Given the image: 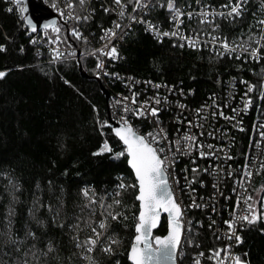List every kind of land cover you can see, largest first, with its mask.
Instances as JSON below:
<instances>
[{
    "label": "trees",
    "instance_id": "trees-1",
    "mask_svg": "<svg viewBox=\"0 0 264 264\" xmlns=\"http://www.w3.org/2000/svg\"><path fill=\"white\" fill-rule=\"evenodd\" d=\"M53 1L47 0V5ZM125 1L126 19L130 15L138 16L141 9L136 8L135 0ZM69 2L76 15L82 13L89 17L79 26L95 41L100 39L104 27H114L115 14L104 9L109 4L114 5L115 0H85L83 5L80 0ZM167 2L151 0L147 12H141L143 20L164 30L172 29L174 13L167 8ZM228 3L229 0H199V3L197 0H174L175 7L180 10L184 6L196 8L211 4L225 9L223 6ZM9 7L13 10L8 11ZM20 7L23 8V3ZM261 15L259 1L248 0L240 17L217 15L201 23L203 19L194 16L185 19L179 30L186 34L214 32L237 45L251 43L255 46L249 36L259 37L261 28L254 22L260 20ZM130 21L128 27L124 24L120 30L123 39L115 42L120 57L114 65H108L109 75L97 76L100 70L96 55L88 47L82 49L80 60L83 71L88 75L84 76L77 57L54 60L46 51L32 44L33 32L26 24L24 14L11 0H0V44L4 45L0 50V71L6 73L0 78V264H24L25 260L28 264H85L84 256L80 255L82 249L75 247L73 236L77 231L73 226H79L78 235L82 242L92 235L88 225L100 230L99 221L109 211L121 215L115 220L108 217V228L93 256L98 264H132L127 257L135 235L134 216L138 214V201L132 188L120 190L118 185L121 180L126 185L135 183L134 174L127 164L126 155L119 159L113 157V153L123 151L124 146L110 124L104 126L103 134L99 126L111 114V95L125 89L123 79L110 77L115 71L143 81H153L169 93L165 94L169 98L161 103L158 112L162 126L169 132L176 127L175 113L182 115L177 104L182 102L186 107L199 108L213 97L224 102L230 89L241 96L247 91L248 82H252L256 87L250 110L242 117L243 130L232 131L228 154L230 162L242 168V174L231 172L228 175L226 172L221 177V189L212 190L220 199H225V193L228 196V201L220 204L224 214L227 203L232 207L229 209L234 210L235 207L238 212L235 200L239 195L233 192V187L244 183V166L252 163L256 156L248 188L257 210L263 213L264 199L257 198L264 197V169L260 168L264 163V153L257 150L256 144L260 142V124L264 121V98L260 95L264 90L261 88L264 83V48H261L259 60L235 51L220 56L217 48H193L178 39H160L143 23ZM79 26L72 23L68 28L71 31ZM245 56L249 58L245 59ZM102 85L109 92L108 100ZM134 120L142 126L148 123L142 117ZM217 125L216 120L215 125L211 124L214 128ZM132 126L142 132L136 123ZM105 140L112 152L93 155ZM190 172L192 177L196 176L197 172L191 168ZM237 180L242 182L235 184ZM85 188L89 190L87 197L82 191ZM93 195L95 203L90 202ZM114 199H120L121 204L113 205L111 209L101 207L99 203L102 200L105 205L112 204ZM190 213L193 244H186L179 264H191L192 254L200 249L209 255L210 249H223L228 242V239L217 238L208 224L198 226L200 219L205 220L201 214L204 211L194 208ZM9 220L11 230L18 238L16 244L4 242L2 233L9 228ZM37 220L43 224H38ZM262 229L264 219L252 225L245 224L240 231L242 243L235 242L236 254L248 264H264ZM167 230V217L163 216L154 235H163ZM29 231L35 236H28ZM109 237L119 241L113 245L111 255L100 250L111 242ZM49 241L55 250L43 255L48 251Z\"/></svg>",
    "mask_w": 264,
    "mask_h": 264
},
{
    "label": "snow or ice",
    "instance_id": "snow-or-ice-1",
    "mask_svg": "<svg viewBox=\"0 0 264 264\" xmlns=\"http://www.w3.org/2000/svg\"><path fill=\"white\" fill-rule=\"evenodd\" d=\"M23 0H11V3L15 5L18 11L21 14L28 11L27 7L21 8L20 5ZM81 4L83 5L85 0H80ZM117 5H121V0H115ZM32 3V13L31 16H25V20L30 25L33 31L37 30L39 26L40 20L47 14L50 13L51 9L54 8L57 12L63 16V11L58 7V5L53 2L49 7L47 5V0H31ZM199 3V0H197ZM248 3V0H229L227 5L223 7L227 9L226 12L221 11L217 13L215 9L211 12L202 9L200 15L204 18L201 20V23H204L205 20L211 15L215 17L216 15L219 16H227V17H240L245 9V5ZM136 8H146L148 4L142 3V0H135ZM67 7L71 8L72 5H67ZM167 8L171 10L174 15L172 17L173 21L179 25L182 21L179 17L185 15L179 8L175 7L174 0H168ZM13 8L9 7L8 11H12ZM104 11H109V9L105 8ZM135 11V9H134ZM72 15V13H69ZM125 12L123 10V6H121L120 16L123 17ZM193 15L192 12H188L187 16L191 18ZM89 17H81L79 15L75 16L76 20H87ZM33 19H35V23H33ZM129 19L131 21H137L139 23H146L148 26V30H151L154 35L158 38L162 39L164 36H180L179 31H172V32H163L161 33L158 28L150 22L144 21L143 17H137L136 15H130ZM115 23V22H114ZM257 27L261 28V32L259 38H256L255 35H250L249 40H254L255 46H252L251 43H247L246 45H234L231 44L227 37H212V44L216 45L219 44L221 46L220 49L216 50L217 54L223 56L225 53L231 54L234 52L237 47H239L242 52L249 53L250 57L255 60H259L261 58V48H264V19L258 20L254 22ZM55 20H49L44 23L43 27L47 29L50 25H55ZM126 27V26H125ZM251 27V26H250ZM116 29H121L122 26L119 23H115L114 28L104 29V36L101 39L109 38V44H111V38L117 36ZM56 32H60V28H54ZM72 34L77 38H82L86 40V37H82L81 32L77 29L73 28ZM183 40L187 41L189 47H199L202 45H198L195 41H199L200 34H196L195 41L192 37L184 35L181 37ZM57 40L60 39L59 36L56 37ZM33 42H35L33 40ZM181 47L184 45L181 44ZM4 49V45L0 44V50ZM107 49V50H105ZM105 49L95 50V51H103L104 55L108 57H112L113 59L119 58L117 48L115 46H111L109 48L108 45L105 46ZM54 53V59H61L63 58V53L58 51L56 48L52 49ZM239 58V57H237ZM248 59V56L244 57ZM103 61H100L97 64V68H103ZM6 73L4 71H0V78L4 77ZM97 76L101 75L99 71L96 73ZM111 75H117L112 73ZM242 83H247L246 81H241ZM156 87H160V85H156ZM256 86L255 85H248V91H252ZM261 88L264 89V83L261 84ZM135 93L133 94V103H135ZM261 98H264V90L260 93ZM247 96V93H245ZM125 100L128 98L125 97ZM156 104L160 103L159 99L155 100ZM248 104H251V97H248ZM248 104L245 105V110H247ZM149 101H144L143 104L140 105L138 109H130L128 107L124 108V116H121V122L119 127H113L112 131L115 133V136L122 141L124 149L120 152L113 153V157L115 159H119L122 156L126 155L127 164L130 165L132 171L134 172V179L135 183L126 185L123 180L118 185V189L126 190L127 188H132L135 191V200L138 201V208L137 213L134 216V230L135 235L132 239L130 245V251L128 252V259L132 262V264H177L178 256L181 254V238L183 235L184 225L186 221L184 220V208L181 206L180 203L177 202L175 194L172 189V183H177L178 181L173 178L172 183L169 181V169L172 165L175 164V156L177 154H184L181 152V144L183 142V148L187 152H191L195 150L197 147L200 149L199 155L201 157L204 156H213L214 152H205L203 151L204 145L199 144L197 142L196 135L186 133L183 137L176 139L174 142L168 140L167 132L162 128L159 127L160 121L157 118L156 124L157 128L153 131L147 132L143 135L139 133L138 130L134 129L132 124L127 120V113L132 112L133 115L140 117V116H147L151 115L152 117H156V114L160 111L158 107H148ZM181 108L184 105H180ZM218 107V106H217ZM203 110V106L201 109H197V112ZM235 111V110H234ZM223 115V112L220 113ZM215 115V112L213 113ZM234 118V117H233ZM188 124L191 125L192 121H188ZM105 125H109L108 120H104L103 122L99 123L101 132L103 134V128ZM197 127H200L197 125ZM243 130V129H241ZM260 136L264 137V131H261ZM200 135H203L201 132ZM175 144L176 152L172 151V145ZM209 149L213 148V145H207ZM105 151L112 152L111 147L109 146L107 140L104 141V144L98 149L97 152L93 153V155H99L104 153ZM231 158V157H226ZM261 169H264V163L260 165ZM244 174L247 177L252 176V172L248 170V166H244ZM194 173L197 171V168H193L192 170ZM207 171V169H204ZM232 173L229 172L228 175ZM195 179V176H193ZM83 195L89 196V190L87 188L83 189ZM194 191V190H193ZM235 191V189H233ZM119 195V191L117 192ZM15 199V197H14ZM257 199H264V197H260ZM90 202L95 203L96 198L93 195L90 197ZM101 207H106L111 209L113 205H120V199H114L112 204L105 205L104 201H99ZM244 203L247 208V214H242L240 216H236L235 214L232 216L230 220L224 221V223L228 226L227 232V239L232 240L235 239L237 244L242 243V237L237 232V225L241 228L247 225L255 224L258 220L264 219V214L259 213L256 207V202L254 201L251 195H246L244 197ZM240 204V197H237L236 206L239 207ZM207 205H200L196 204L195 200H193L191 205L185 207H193V208H200L206 207ZM49 210L51 211V206H49ZM215 211V208L212 209ZM11 211V210H10ZM161 212H166L168 215V230L166 235H153V229L157 227V224L160 219ZM121 213H113L111 211L107 212L104 219L99 221V228L103 230H107L108 224L107 220L110 216L113 220L117 219ZM126 219V217H125ZM38 224H43V221L37 220ZM190 223V222H189ZM199 223V221L197 222ZM215 223V221H213ZM11 221L9 220V228L2 233L5 237V243L16 244L18 238L11 230ZM88 227L91 228L92 235H89L85 240L82 242L79 240V226L74 225L73 228L77 231V235L73 236V240L75 241V247L78 249H82L80 255L84 256L86 264H98L95 257L91 255L93 251L96 249L100 237L104 235V232L97 231L95 227H91L89 224ZM211 227V225H209ZM264 231V229H262ZM28 236H35V233L29 231L27 233ZM111 242L105 244L100 250L106 254H113V245L118 244L119 241L112 239V237L108 238ZM186 240V238H185ZM191 243V241H187ZM35 247L34 245L32 246ZM232 245H226L223 249H210L211 252L214 253L212 256L213 259H217V264H223V261L218 259L220 257L221 252H225L226 256H231L230 252H227L226 249H231ZM55 250L54 245L51 241L48 243V251L44 252L43 255H48L49 252ZM27 254V253H26ZM35 257V252L32 253ZM204 254L201 252L198 254L195 264H200V257ZM246 255V253H245ZM234 264H248V261L242 260L239 255H235L232 257ZM24 264H28V261L25 260ZM119 264V262H117Z\"/></svg>",
    "mask_w": 264,
    "mask_h": 264
},
{
    "label": "built area",
    "instance_id": "built-area-1",
    "mask_svg": "<svg viewBox=\"0 0 264 264\" xmlns=\"http://www.w3.org/2000/svg\"><path fill=\"white\" fill-rule=\"evenodd\" d=\"M151 0H142V3H147L148 7L141 9L140 14L137 16L138 18L141 17V12L144 11L147 12V9L149 8ZM259 1V10L261 11V19H264V0H258ZM58 7L62 9L63 16L60 14V12H57L54 8L52 10L58 15V20L55 25H52L51 27L45 29L42 28L41 30L37 32H33L31 35V43L36 44L37 48L41 51H46L52 59H54V53L52 52V49L56 48L58 51L63 53V58L65 57H77L78 53L81 55L82 49L88 47L90 49V52H92L94 55H96L98 63L100 61H103V68H99L101 76L109 75L107 72L108 65H111L118 61L119 58L113 59L112 57H108L104 55L103 51H95L100 49H105V46L108 45L109 48L111 46H115L116 41H120L123 39L121 29H116L117 36L114 38H111V44H109V38L101 39L102 36H104V29L114 28L115 23L121 24L122 28L123 25L126 24L128 27V21L126 19V14L121 17L120 11L121 6H123L124 12L126 10V1L121 0V5H117L116 3L114 5H107V9L112 10L115 14V23H113V26L110 27H104L102 29V35L100 36V39L96 40L88 37L81 29L79 24L84 20H76V11L74 10L73 6L71 8L67 7V5H70L69 0H54ZM72 5V3H71ZM51 6V5H50ZM207 10L211 12L213 9L217 13L224 11L226 12L227 9H222L218 5L211 4L210 5H199L196 8H190L188 6H184L182 8V12L185 13V15L179 17V19L182 21L181 24L177 25L174 22V25L172 26V29L170 30H164L159 26H156L158 30L163 32H172V31H179L180 36H164L163 38H172V39H178L182 42H187L183 40L181 37L184 35H187L189 37H192L195 41V36L198 33H183L179 30L180 26L184 23L185 19H190L187 16L188 12H192V17L196 16L201 19H204L200 13L201 10ZM69 13H72V15H69ZM79 16L84 17L83 14H79ZM217 16V15H216ZM191 17V18H192ZM213 18L211 15L207 18L210 19ZM61 19V20H60ZM125 20V22H122V20ZM61 21V22H58ZM130 22H137V21H130ZM150 22V21H147ZM77 24L78 31L81 32L82 37H86L85 39L77 38L72 34V32L69 30L70 24ZM152 23V22H150ZM65 24V25H63ZM145 27L148 29V26L146 23H143ZM153 24V23H152ZM154 25V24H153ZM59 27L60 32H56L54 28ZM71 32V33H69ZM150 32L153 34V32L150 30ZM94 34V31H93ZM260 35V33H259ZM59 36L60 39L57 40L56 37ZM156 36V35H155ZM220 37V34L209 32L200 34L199 41H195L201 48H211L212 50H215V48L220 49L221 46L219 44L213 45L212 44V37ZM73 38V40H72ZM256 38H259L256 36ZM33 40L35 42H33ZM231 44H235V42H232L228 40ZM263 43V42H262ZM242 45V44H240ZM246 45V44H243ZM238 46V45H237ZM107 50V49H105ZM118 52V51H117ZM235 52L238 53H244L242 50L237 47ZM250 55L249 53H245ZM118 57H120L118 53ZM57 60V59H54ZM117 75H111L110 77L115 78L117 80L123 79L125 81V89L119 90L116 93H113L111 95V100L109 103L110 106V112L111 117L121 122V116H124V108L128 107L130 109H138L141 104H143L144 101H149L148 107H160L161 103L165 100L166 90H163L162 87H156V83L149 80H141L138 77H135L133 75H123L121 72L115 71L113 72ZM249 84L253 85L252 82H248ZM169 90V89H167ZM171 91V88H170ZM254 89L252 91H247L241 95L237 96L233 89H230L226 94L224 102L222 100H219L218 97L210 98V100L203 106V110L199 113L197 112V109H201V107H186L185 103L177 104L179 107L180 105H184L183 108H181L182 115L175 113V126L171 132L166 130L162 124L161 119L158 116V113L156 114V117H152L151 115L147 116H140L148 122L146 126H142L141 124H138L134 118L137 116L133 115L132 112L127 113V120L133 124L136 123L138 128L142 131L139 132L140 134H145L147 132L153 131L157 128L156 119L158 118L160 121L159 127H162L168 135L169 141H175L176 139L183 137L186 133H190L193 135H196L197 142L199 144H203L204 148L203 151L205 152H214L215 154L213 156H204L201 157L199 155L200 149L197 147L195 150L191 152H187L183 148V142L181 144V152L184 154H177L175 156V164L172 165L169 169V181L172 183L173 178H175L177 183H172V189L175 194L176 200L178 203L181 204V206L184 208V220L186 221L184 225L183 235L181 238V248L180 252L181 254L178 256V262L180 261V258H182L184 254V250L187 246L193 244L192 237L190 236V233L193 231V223L191 222V213L190 210L194 209L193 207H185L188 205H191L193 200H195L196 204L200 205H207L206 207H200L196 208L200 210L201 212L204 211L205 213H201L205 216V220L200 219L198 226H203L204 224L211 225V228L213 229V232L216 234L217 238H224L227 239V229L228 226L224 223V221L230 220L232 216L235 214L236 216H240L242 214H247V208L244 203V197L249 194V185L252 182V177L254 173V165L256 164V156L253 158L252 163L248 165V170L252 172V176L249 178L245 176L244 183H242L239 187L234 186L233 188L235 191L234 193H237L240 197V204L238 207V212H236L235 207L234 210L229 209V204L227 203V211L225 214L222 212L220 204L223 203V201L226 203L228 201V196L225 193V199H220L219 195H217L212 189L217 188L218 190L221 189L222 186V179L221 177L224 176L226 172H232L237 174H242V168L240 166H235L232 162H230L228 154H229V145L231 140L233 139L231 133L235 129H241L242 128V117L244 114H246L250 110L251 104H248V97H251L252 101V95H253ZM135 95V103H133V94ZM245 93H247V96H245ZM127 97L128 99L125 100L124 98ZM172 97V96H171ZM159 99L160 103L156 104L155 100ZM173 100L171 99V102ZM226 102V103H225ZM248 104L247 110H245V105ZM218 106V107H217ZM186 107V108H185ZM225 107V108H224ZM227 108H229L227 110ZM217 109H220L218 111ZM235 110V111H234ZM215 112V115L213 113ZM223 112V115L220 113ZM234 117V118H233ZM139 118V117H138ZM215 120L218 123L217 127L214 128L211 126L213 123L215 125ZM188 121H192V124L189 125ZM225 122V123H224ZM226 124V127H225ZM199 125L200 127H197ZM261 131H264V121L261 122ZM231 127V128H230ZM203 133V135H200V133ZM213 145L212 149H209L207 145ZM257 150H261L262 153H264V137H260V142L256 144ZM172 151L176 152L175 144L172 145ZM256 161V162H255ZM197 168L195 179L190 175V168L193 170V168ZM204 169H207V171H204ZM184 173V175H183ZM206 175V177L204 176ZM223 175V176H222ZM239 182H242L240 180H237L235 184H238ZM210 184V185H208ZM194 190V191H193ZM239 191V192H238ZM213 198H211L212 196ZM220 197L222 198V193L220 194ZM236 203V200H235ZM234 203V205H235ZM213 207L215 208V211H213ZM231 207V206H230ZM232 208V207H231ZM208 210V211H207ZM222 212V214L220 213ZM228 213V214H227ZM222 215L221 217H216L215 215ZM215 221V223H213ZM190 222V223H189ZM243 228H241L239 225H237V232L240 235V231ZM98 231L105 232V230L100 229ZM198 233V231H197ZM103 236V235H102ZM98 242V244L101 241V238ZM241 236V235H240ZM191 241V243L186 242ZM231 244V249H226L227 252H230L231 256H226L225 252L220 253V257L218 259L223 261V264H234V261L232 259L233 256L237 255L235 251V239L232 240L228 239V242H226V245ZM220 248L216 249L219 250ZM95 251V250H94ZM91 253L93 256L94 254ZM203 253L204 255L200 257V264H217V259H213L212 256L214 255L213 252L210 251L209 255H205V250L200 249L199 251H196L192 254V262L191 264H195V260L199 253ZM86 264V262H85Z\"/></svg>",
    "mask_w": 264,
    "mask_h": 264
},
{
    "label": "water",
    "instance_id": "water-1",
    "mask_svg": "<svg viewBox=\"0 0 264 264\" xmlns=\"http://www.w3.org/2000/svg\"><path fill=\"white\" fill-rule=\"evenodd\" d=\"M23 7H27V9H28V11L27 12H25V13H23L24 14V16H31V13H32V3H31V0H23ZM49 6V5H48ZM50 7V6H49ZM49 20H55L56 22H57V20H58V15L51 9V11H50V13L49 14H47V15H45L41 20H40V22H39V26H38V28H37V30H39V29H41V28H44L43 27V25H44V23H46L47 21H49ZM26 21V20H25ZM36 21H35V19H33V23H35ZM26 24L29 26V28H30V30L32 31V32H34L33 30H32V28L30 27V25L27 23V21H26ZM52 25H50L49 27H51ZM48 27V28H49ZM37 30H35V31H37ZM80 52L78 53V55H77V61H78V63H79V68H80V70H81V72H82V74L84 75V76H88L87 75V73H85L84 71H83V66H82V63H81V60H80ZM102 87V90H103V92H104V95L106 96V98H107V100L109 99V97H110V95H109V92L107 91V89L102 85L101 86ZM108 120H109V124H110V126L113 128V127H119L120 126V123L118 122V121H115L112 117H111V114L109 113V118H108ZM115 134V133H114ZM142 135V134H141ZM122 142V141H121ZM129 167H130V165H129ZM131 168V167H130ZM132 170V169H131ZM133 174H134V172H133ZM163 216H166L167 217V221H168V215H167V213L166 212H161V214H160V219H159V222H158V224H157V227L156 228H154L153 229V235H154V233H155V230L160 226V224H161V222H162V219H163ZM167 234V232L165 233V234H163V235H166ZM163 235H161V236H163ZM155 236V235H154ZM129 251H130V248H129ZM128 251V252H129ZM130 261V260H129ZM131 262V261H130ZM132 263V262H131ZM177 264H179L178 263V260H177Z\"/></svg>",
    "mask_w": 264,
    "mask_h": 264
},
{
    "label": "rangeland",
    "instance_id": "rangeland-1",
    "mask_svg": "<svg viewBox=\"0 0 264 264\" xmlns=\"http://www.w3.org/2000/svg\"><path fill=\"white\" fill-rule=\"evenodd\" d=\"M263 206H264V200H263V205H262V209H263V213L262 214H264V208H263ZM107 224H108V222H107ZM104 235H105V232H104Z\"/></svg>",
    "mask_w": 264,
    "mask_h": 264
},
{
    "label": "clouds",
    "instance_id": "clouds-1",
    "mask_svg": "<svg viewBox=\"0 0 264 264\" xmlns=\"http://www.w3.org/2000/svg\"><path fill=\"white\" fill-rule=\"evenodd\" d=\"M120 191V190H119ZM179 263V262H178Z\"/></svg>",
    "mask_w": 264,
    "mask_h": 264
}]
</instances>
